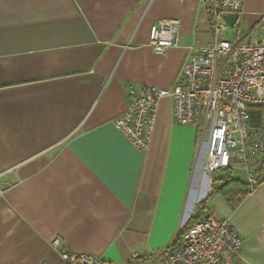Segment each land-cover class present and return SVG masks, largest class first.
<instances>
[{
  "label": "crops",
  "instance_id": "0c3cea01",
  "mask_svg": "<svg viewBox=\"0 0 264 264\" xmlns=\"http://www.w3.org/2000/svg\"><path fill=\"white\" fill-rule=\"evenodd\" d=\"M241 1L237 29L263 36L264 0ZM161 19L179 42L156 54ZM209 42L200 0H0V264H57L56 239L100 264H161L208 211L242 238L232 264H264V165L247 194L209 197L205 136L174 121L172 97L145 151L113 124L129 87L172 89L188 47Z\"/></svg>",
  "mask_w": 264,
  "mask_h": 264
},
{
  "label": "built area",
  "instance_id": "2783aa9c",
  "mask_svg": "<svg viewBox=\"0 0 264 264\" xmlns=\"http://www.w3.org/2000/svg\"><path fill=\"white\" fill-rule=\"evenodd\" d=\"M206 16L210 42L189 46L190 55L182 65L172 89L142 87L126 90L125 111L113 121L138 151L148 148L156 106L162 97L173 100L172 115L181 125H194L205 136L204 173L223 168H240L252 190L259 182L257 169L264 161V125L253 127L249 108L264 106V34L252 40L237 29L244 14L241 0H200ZM238 16L230 28L222 15ZM264 31V13L260 18ZM177 19H161L150 26L149 46L156 54L178 46ZM236 29L233 37L226 35ZM176 240L159 252L161 264H232L242 238L229 221L207 213L182 229ZM59 254L57 264H100V258L66 250L53 241ZM149 263V262H148Z\"/></svg>",
  "mask_w": 264,
  "mask_h": 264
},
{
  "label": "trees",
  "instance_id": "16d2710c",
  "mask_svg": "<svg viewBox=\"0 0 264 264\" xmlns=\"http://www.w3.org/2000/svg\"><path fill=\"white\" fill-rule=\"evenodd\" d=\"M248 112H249V122H250L251 126L259 127V126L264 125V124H261V119L264 118V106L250 107ZM257 170H259V169H257ZM210 190L211 191L208 195L209 197H211L215 194L226 195L227 193L237 194L238 192H239L238 195L241 197V196L247 194L249 191H251L247 181L242 182L241 180H238V179L232 177V170L229 168L220 169V170H218L212 174V183H211V189ZM235 201H237V199ZM203 204L204 203H201L199 205L200 206V208H199L200 212H202V209H204ZM196 218H199V217H195L194 219H196ZM200 219L201 218L194 220V221L197 222ZM175 242H176V240L173 243L174 244L173 247L176 246ZM150 257L151 256L148 255V256H145V257L140 258V259H134L132 264H148V262L150 261Z\"/></svg>",
  "mask_w": 264,
  "mask_h": 264
},
{
  "label": "rangeland",
  "instance_id": "374dc122",
  "mask_svg": "<svg viewBox=\"0 0 264 264\" xmlns=\"http://www.w3.org/2000/svg\"><path fill=\"white\" fill-rule=\"evenodd\" d=\"M235 30H236L235 28H234V29H230V30H228L227 33H226V35H227L228 37H233V36L235 35ZM252 33H253V32H252ZM261 33H262V31H258V32L256 31V32H254V33H253V36H252V39H257L255 36H256V35L260 36ZM261 124H264V118L261 119ZM263 165H264V161H263L262 164L258 167L259 170H257L258 178L260 177V180H259V181H261L262 176H263V172H262V170H263ZM212 174H213V173L209 174V176L212 177ZM232 177H233V178H236V179L244 180V178L247 177V176H245V172H244L243 169L237 168V169H234V170L232 171ZM209 212H211V211H208L207 213H209Z\"/></svg>",
  "mask_w": 264,
  "mask_h": 264
},
{
  "label": "water",
  "instance_id": "95a60500",
  "mask_svg": "<svg viewBox=\"0 0 264 264\" xmlns=\"http://www.w3.org/2000/svg\"><path fill=\"white\" fill-rule=\"evenodd\" d=\"M222 19L230 28H232L236 23L238 16L233 13H226L222 15Z\"/></svg>",
  "mask_w": 264,
  "mask_h": 264
},
{
  "label": "bare ground",
  "instance_id": "6f19581e",
  "mask_svg": "<svg viewBox=\"0 0 264 264\" xmlns=\"http://www.w3.org/2000/svg\"><path fill=\"white\" fill-rule=\"evenodd\" d=\"M205 151V150H204Z\"/></svg>",
  "mask_w": 264,
  "mask_h": 264
}]
</instances>
